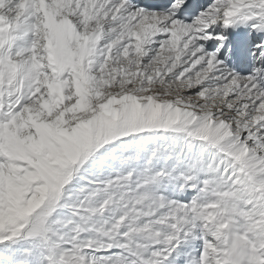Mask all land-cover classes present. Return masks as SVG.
<instances>
[{
  "label": "snow or ice",
  "instance_id": "obj_1",
  "mask_svg": "<svg viewBox=\"0 0 264 264\" xmlns=\"http://www.w3.org/2000/svg\"><path fill=\"white\" fill-rule=\"evenodd\" d=\"M0 264H264V0H0Z\"/></svg>",
  "mask_w": 264,
  "mask_h": 264
}]
</instances>
